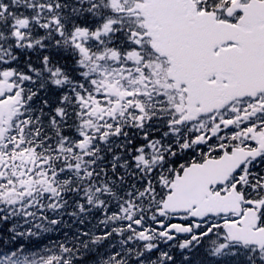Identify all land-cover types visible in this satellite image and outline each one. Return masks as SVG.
<instances>
[{
    "label": "snow or ice",
    "instance_id": "snow-or-ice-1",
    "mask_svg": "<svg viewBox=\"0 0 264 264\" xmlns=\"http://www.w3.org/2000/svg\"><path fill=\"white\" fill-rule=\"evenodd\" d=\"M0 264H264V0H0Z\"/></svg>",
    "mask_w": 264,
    "mask_h": 264
}]
</instances>
